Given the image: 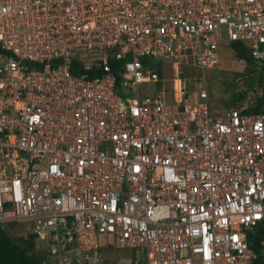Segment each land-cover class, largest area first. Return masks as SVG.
Masks as SVG:
<instances>
[{"label": "built area", "instance_id": "1", "mask_svg": "<svg viewBox=\"0 0 264 264\" xmlns=\"http://www.w3.org/2000/svg\"><path fill=\"white\" fill-rule=\"evenodd\" d=\"M222 41L264 64V0H0V224L56 264H264V103L210 113Z\"/></svg>", "mask_w": 264, "mask_h": 264}, {"label": "trees", "instance_id": "2", "mask_svg": "<svg viewBox=\"0 0 264 264\" xmlns=\"http://www.w3.org/2000/svg\"><path fill=\"white\" fill-rule=\"evenodd\" d=\"M234 50V55L237 59L243 60L246 63L248 74L245 83L246 89L240 92L232 93L229 101L226 102V108L235 105H241L248 97L247 93L252 91L254 94L262 87L264 78V64L256 62L250 55L249 48L242 42L233 41L230 43ZM120 61H112V68L116 74V84L121 81L119 74ZM260 64V66L258 65ZM144 65L147 66V61H144ZM253 100V97H252ZM251 100V102H252ZM251 102L246 108V111H260L264 103V95L258 94L256 105L251 108ZM16 224H10V227H3L0 224V264H51V260L47 251L43 248H39L35 241L34 234L23 233L16 230ZM16 232L17 234L13 233ZM259 235L250 236V247L258 250L259 247ZM131 251L129 264H134L135 256L134 251Z\"/></svg>", "mask_w": 264, "mask_h": 264}, {"label": "rangeland", "instance_id": "3", "mask_svg": "<svg viewBox=\"0 0 264 264\" xmlns=\"http://www.w3.org/2000/svg\"><path fill=\"white\" fill-rule=\"evenodd\" d=\"M218 55L219 64L217 67L212 69H207L206 74V88L209 94V109L210 113L213 115L222 114L226 108V102L230 100L232 93L240 92L246 89L245 80L248 76L246 73L247 66L245 61L239 60L234 55V50L232 49L229 42L222 41L218 45ZM151 65L159 64L164 72L167 80L171 78L174 74V68L171 64L165 63L161 64L158 61H151ZM260 66V64H258ZM263 78H264V72ZM170 81H167V85ZM141 86V85H140ZM154 87L149 86V89L153 90ZM141 91L146 89L145 85L140 87ZM118 92V88H116ZM259 93L262 95L264 93V82L262 87L259 89ZM132 92L127 93V97H131ZM254 93L249 91L247 93V99L244 103H248L252 97L254 98ZM23 225V224H21ZM16 230L20 232V226L16 227ZM17 234L16 232H13ZM35 236V235H34ZM100 243H112V236L110 234L103 233L100 235ZM35 241L39 248L44 247V239L39 236H35ZM103 250V264H129L131 251L130 249H102Z\"/></svg>", "mask_w": 264, "mask_h": 264}, {"label": "water", "instance_id": "4", "mask_svg": "<svg viewBox=\"0 0 264 264\" xmlns=\"http://www.w3.org/2000/svg\"><path fill=\"white\" fill-rule=\"evenodd\" d=\"M257 96H258V93L256 92L255 95H254V98H253V101L251 103V108H253L256 104V101H257ZM44 264H47V261H44ZM51 264H56L55 260L51 261Z\"/></svg>", "mask_w": 264, "mask_h": 264}, {"label": "clouds", "instance_id": "5", "mask_svg": "<svg viewBox=\"0 0 264 264\" xmlns=\"http://www.w3.org/2000/svg\"><path fill=\"white\" fill-rule=\"evenodd\" d=\"M258 97V96H257ZM253 101V100H252ZM252 103V102H251ZM53 261V260H52Z\"/></svg>", "mask_w": 264, "mask_h": 264}]
</instances>
